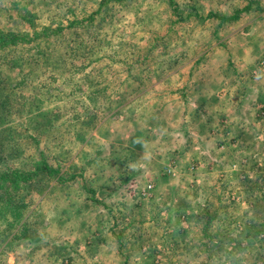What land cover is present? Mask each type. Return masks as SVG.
Returning <instances> with one entry per match:
<instances>
[{"label":"rangeland","instance_id":"374dc122","mask_svg":"<svg viewBox=\"0 0 264 264\" xmlns=\"http://www.w3.org/2000/svg\"><path fill=\"white\" fill-rule=\"evenodd\" d=\"M27 7L63 29L0 52V150L56 171L0 264H264V0Z\"/></svg>","mask_w":264,"mask_h":264},{"label":"trees","instance_id":"16d2710c","mask_svg":"<svg viewBox=\"0 0 264 264\" xmlns=\"http://www.w3.org/2000/svg\"><path fill=\"white\" fill-rule=\"evenodd\" d=\"M31 1H9V4L15 9V13L19 17L22 27L17 30L0 27V52L6 48L31 42L34 43L36 48L42 46L41 44L44 43V40H52L61 33L63 28L60 24L57 23L55 27H52L50 24L37 21L36 13L27 7ZM108 1L99 0V4L102 7ZM2 2L0 0V9L7 11V7ZM171 9L174 12L179 10L176 3L171 5ZM247 9L248 6L242 7L239 9V13ZM236 15H238V12L234 10L231 14L219 13L214 15V17L225 20L233 19L237 17ZM72 25L69 24V26ZM32 157L29 160H24L20 166L7 167L3 164L4 156L0 150V241L13 228L23 231V236L27 234L28 226L25 219L29 207L25 199L27 191L32 188L31 184L36 181L39 174H54L56 171V169L52 168L42 150H39L35 160ZM13 236L15 237L16 233Z\"/></svg>","mask_w":264,"mask_h":264},{"label":"crops","instance_id":"0c3cea01","mask_svg":"<svg viewBox=\"0 0 264 264\" xmlns=\"http://www.w3.org/2000/svg\"><path fill=\"white\" fill-rule=\"evenodd\" d=\"M178 111V110H177ZM180 146V148H178V149H173L172 150V155H174L175 153H177V155H180L181 153H183L184 151H185V145H179ZM177 155H175V157L177 156ZM194 156V155H193ZM189 159H190V161H194L193 163H192V168H191V166H190V168L191 169H197V164H198V162H199V157L198 156H195V157H189ZM165 178H166V176H164ZM153 179H151V180H154V182L156 181V178L155 177H152ZM197 178H198V180H199V176H197ZM154 185V184H153ZM244 193V192H243ZM246 193V192H245ZM182 195V194H181ZM211 200V199H210ZM196 220H198V219H196ZM195 220V221H196ZM197 222V221H196ZM241 227V226H240ZM244 227V226H243ZM243 227H241V228H243ZM251 230V229H250ZM250 230L248 229V230H245V235H247V236H250L251 235V233H250ZM97 243V242H96Z\"/></svg>","mask_w":264,"mask_h":264},{"label":"built area","instance_id":"2783aa9c","mask_svg":"<svg viewBox=\"0 0 264 264\" xmlns=\"http://www.w3.org/2000/svg\"><path fill=\"white\" fill-rule=\"evenodd\" d=\"M148 187H151V185H148Z\"/></svg>","mask_w":264,"mask_h":264}]
</instances>
